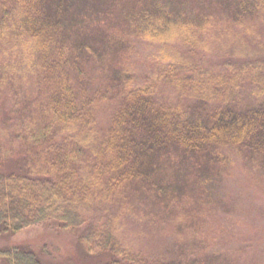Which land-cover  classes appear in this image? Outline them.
Masks as SVG:
<instances>
[{"label": "trees", "instance_id": "obj_1", "mask_svg": "<svg viewBox=\"0 0 264 264\" xmlns=\"http://www.w3.org/2000/svg\"><path fill=\"white\" fill-rule=\"evenodd\" d=\"M262 13L264 0H0V235L54 222L88 229L105 264H148L125 242L127 220L215 223L197 214L216 202L226 151L264 163V44L220 64L206 53L238 28L255 34ZM123 33L160 46L152 69L123 59ZM194 185L200 205L175 209ZM187 247L159 264H221ZM0 258L45 264L28 245Z\"/></svg>", "mask_w": 264, "mask_h": 264}, {"label": "rangeland", "instance_id": "obj_2", "mask_svg": "<svg viewBox=\"0 0 264 264\" xmlns=\"http://www.w3.org/2000/svg\"><path fill=\"white\" fill-rule=\"evenodd\" d=\"M261 16V19L255 20L258 26L255 34L238 28L232 39H214L206 53L212 63L220 64L228 58L246 59L255 56L252 51L254 48L262 51L264 13ZM111 25L116 32L122 28L117 23ZM122 36L125 40H130L131 45L129 55H124L123 59L131 66H140L139 70L142 66L152 69L155 62L152 56L160 46L131 34L123 33ZM97 66L92 65L93 68ZM167 90L168 88H162L164 97ZM170 97L167 95V98ZM111 109L104 105L102 112L109 114ZM1 112L3 113L0 109ZM4 141L7 144L12 142L8 137ZM226 155L230 158V163L220 173V180L210 187V198L213 197L216 202L211 205L210 202L204 203L202 210L207 215L203 214L205 212L197 214L198 217L205 216L209 220H215V223L209 221V224L184 229L180 224L177 228L175 223L187 219V214L180 215L181 212L178 211L173 216L163 215L158 223L138 222L136 219L126 221L125 242L141 253L146 263L159 264L171 260L178 249L187 251L189 245L193 247L190 250L201 252L202 256L214 255L213 250L222 253L221 264H264V163L238 148L227 150ZM18 163L17 159L11 158L7 165L13 169ZM167 171L171 176V168ZM197 192L195 185L183 191V199L175 204V209L181 208L183 200L191 208H197L203 196ZM87 230L71 231L54 222H43L16 233L0 235V246L28 245L45 264H105L112 255L106 251L89 252L83 241ZM136 233H143L144 236L137 239ZM188 255L191 256L189 253ZM0 264L10 263L0 258Z\"/></svg>", "mask_w": 264, "mask_h": 264}]
</instances>
